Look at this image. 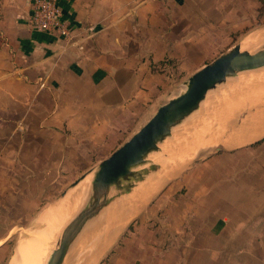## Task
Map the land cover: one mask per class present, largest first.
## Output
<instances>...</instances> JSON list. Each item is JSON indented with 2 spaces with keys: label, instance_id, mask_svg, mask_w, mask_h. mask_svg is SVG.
<instances>
[{
  "label": "crops",
  "instance_id": "1",
  "mask_svg": "<svg viewBox=\"0 0 264 264\" xmlns=\"http://www.w3.org/2000/svg\"><path fill=\"white\" fill-rule=\"evenodd\" d=\"M54 1L69 38L35 29L30 0H1L0 161L14 166L0 178L16 180L11 191L0 180L1 204L91 171L193 72L264 26V0ZM261 145L192 166L194 202L168 209L159 250L153 239L118 248L134 218L124 204L96 264H264Z\"/></svg>",
  "mask_w": 264,
  "mask_h": 264
},
{
  "label": "rangeland",
  "instance_id": "2",
  "mask_svg": "<svg viewBox=\"0 0 264 264\" xmlns=\"http://www.w3.org/2000/svg\"><path fill=\"white\" fill-rule=\"evenodd\" d=\"M183 89L184 86L180 83L174 94L181 92ZM253 122L258 123V127L248 126ZM262 124H264V67L257 70L239 72L237 76L228 77L225 82L209 90L200 107L179 125L174 126L171 134L159 142L157 149L150 152L146 157L144 167L157 168L156 171L154 170L156 173L152 172V174L155 173L154 175H162L164 177L155 192L153 191L149 195L143 207L135 214H132L134 215L130 225L132 230L129 232L127 229L125 235H122L118 242V248L119 246L128 247L131 241H133V246L134 242L137 241L138 248H144L141 243H148L149 239H153L154 250H159L161 247L159 239L160 223L161 219L167 218L168 209L171 210L172 207L176 206L175 204H193L194 202L191 185L192 166L195 163L198 165L200 161L208 156L234 152L239 148H251L253 152H257V145H253V143L264 138V132L243 142H240L239 139L254 133L257 128L262 127ZM240 126L246 127L238 129L237 127ZM262 144L260 151L264 152V139ZM150 156H154L153 159L149 160ZM188 158L190 159L186 163L185 159ZM5 163L10 168L14 166V162L0 161V165ZM159 163L161 166H159ZM184 174H188L187 177H184ZM154 175L148 179L156 177ZM6 179L0 178L3 181L1 185L4 187L6 181H8L9 191H11L12 186H16V180ZM76 179L78 178L58 177L55 185L41 184L39 200L38 198L31 200L29 193H33L35 186L29 184L25 188L23 200L20 193L18 197L16 195L12 197L10 194L9 198H7L8 204L0 203V264H9L18 241L29 233L31 224L45 208L55 205V202L58 204L62 200H59L62 193ZM88 179L87 177L82 181L84 182L82 188L87 186L85 182ZM77 187L78 185L74 189ZM36 191L38 193V189ZM48 198L52 200L49 203H45ZM137 202L139 203V201ZM147 209V212L144 211ZM142 217L143 220L140 221ZM6 220L8 225L4 223ZM7 229H9L8 235H6ZM60 230L61 227L57 231V236ZM81 250L80 248L78 253L82 252ZM112 251L113 249L108 254L111 255ZM106 252L102 253L99 257L100 260L104 259L105 261L107 259V256L105 257ZM77 259L79 260L80 258L77 257Z\"/></svg>",
  "mask_w": 264,
  "mask_h": 264
},
{
  "label": "water",
  "instance_id": "3",
  "mask_svg": "<svg viewBox=\"0 0 264 264\" xmlns=\"http://www.w3.org/2000/svg\"><path fill=\"white\" fill-rule=\"evenodd\" d=\"M263 31L264 26L250 32L232 48L193 72L182 82L184 89L181 92L169 96L108 157L76 179L62 193L59 200L85 178H89L81 205L45 264H68L69 260L71 264L96 263L100 243L122 211L124 204L119 207L117 202L125 200L127 204H135L138 201V195L133 196L136 189L155 174H152L156 171L153 167H144L148 154L171 134L174 126L200 107L209 90L225 82L228 77L237 76L239 72L264 67V39L250 50L242 49L241 46L247 36ZM80 248L82 252L78 253Z\"/></svg>",
  "mask_w": 264,
  "mask_h": 264
},
{
  "label": "bare ground",
  "instance_id": "4",
  "mask_svg": "<svg viewBox=\"0 0 264 264\" xmlns=\"http://www.w3.org/2000/svg\"><path fill=\"white\" fill-rule=\"evenodd\" d=\"M263 39H264V31L249 35L242 41L241 43L242 49L250 50L256 44H258L259 41ZM243 127H246V126H243ZM243 127L240 126L237 128L241 129ZM263 132H264V124H262V127L257 128V131H255L254 133L250 135L242 137L241 139H239V141L240 142L246 141L248 139H251L255 136L262 134ZM153 157L154 156H150L149 160L153 159ZM189 159L190 158L185 159L186 163L189 161ZM159 166H161V164ZM154 176L157 177V180H156V177H152L151 179H148L145 183L139 185V187L136 189L135 194L133 196L138 195L139 203L136 202L137 204L135 203V205H131V208L129 209L130 211L126 213L125 219L129 218L131 213L132 214L136 213L143 207L149 195H151L153 191L155 192L156 188L162 182V178L164 177L162 175L161 176L154 175ZM83 183L84 182L80 183L76 189H74L75 187L71 189L58 204L57 202H55L56 203L55 205H50L41 212L38 218H36L33 224H31V227H30L31 229L29 233L18 241L15 252L12 258L10 259L9 264H45L52 250H54L58 246L62 238V235L67 227L68 222L71 220V218L76 213L79 206L81 205L80 203L86 191V187L82 188L84 186ZM117 204H119L118 206L120 207L121 205L127 204V203L125 202V200H122V202L117 203ZM122 221L124 220L122 219ZM59 226L61 227V230H60L59 235L57 236V231L60 228ZM104 240L105 239H103V244L105 245ZM71 263L72 262L69 260L68 264H71Z\"/></svg>",
  "mask_w": 264,
  "mask_h": 264
},
{
  "label": "built area",
  "instance_id": "5",
  "mask_svg": "<svg viewBox=\"0 0 264 264\" xmlns=\"http://www.w3.org/2000/svg\"><path fill=\"white\" fill-rule=\"evenodd\" d=\"M30 19L37 30L56 34L63 38L70 37L61 8L54 0H30ZM43 85V80L40 82Z\"/></svg>",
  "mask_w": 264,
  "mask_h": 264
},
{
  "label": "trees",
  "instance_id": "6",
  "mask_svg": "<svg viewBox=\"0 0 264 264\" xmlns=\"http://www.w3.org/2000/svg\"><path fill=\"white\" fill-rule=\"evenodd\" d=\"M0 6H1V0H0ZM2 43H4V37H3L2 34L0 33V45H1ZM263 139H264V138H261L260 140L254 142L253 145H255V144H256V145H259V144H261L262 141H263ZM131 230H132V228H131V226H130V227L128 228V231L131 232ZM124 235H125V234H124Z\"/></svg>",
  "mask_w": 264,
  "mask_h": 264
}]
</instances>
